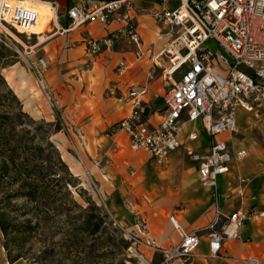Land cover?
<instances>
[{"label": "crops", "instance_id": "crops-1", "mask_svg": "<svg viewBox=\"0 0 264 264\" xmlns=\"http://www.w3.org/2000/svg\"><path fill=\"white\" fill-rule=\"evenodd\" d=\"M84 1L34 0L33 5L37 10L39 3L45 4L46 10L53 14L49 24L55 35L39 50L47 63L45 79L47 82L48 77L56 78L60 83V92L54 93L59 107L63 115L79 127L84 144L90 145L94 152L95 156H91L93 170L101 178L100 194L107 210L116 220L120 215L126 224L135 225L140 217L156 223L163 234L155 237L162 245L180 242L170 221L171 216H175L186 229L199 230L200 242L194 256L183 264H245L242 259L251 257L264 260V107L253 111L239 108V133L218 137L226 141L234 153L244 150L246 156L233 159L228 172L220 176L216 185L201 182L198 164L188 156L189 150L206 152L210 147L211 137L201 122L188 123L183 128L181 146L165 161L153 160L143 152L132 151L125 132L113 136L107 133L133 113V106H120L117 98L120 91L148 83L150 61L138 59L136 45L119 36L118 23L104 27L94 21L61 32L70 24L69 9ZM133 1L143 49L147 50L155 43L158 30L152 12L156 8L161 9L163 4L159 0ZM166 5L174 8L177 2L167 0ZM105 36L113 38L112 50L103 48L96 55L89 54L87 41ZM123 59L130 63L131 70L120 78L116 70ZM15 71L20 73L17 91L26 96L29 76L22 68L13 67L9 78ZM170 88L163 70L157 68L154 79L149 82V104L144 106V120L159 123L163 111L162 95ZM158 102L161 104L155 109ZM32 112L38 114L34 110ZM192 132H197V139L189 137ZM59 144V150L65 151L63 143L59 141ZM217 210L221 223L238 210L256 211L262 215L245 222L239 229V237L226 241L221 256L213 258L208 232L204 228L214 222ZM129 213L133 214L134 222L130 220ZM0 264H28L24 259L9 262L1 229Z\"/></svg>", "mask_w": 264, "mask_h": 264}, {"label": "built area", "instance_id": "built-area-1", "mask_svg": "<svg viewBox=\"0 0 264 264\" xmlns=\"http://www.w3.org/2000/svg\"><path fill=\"white\" fill-rule=\"evenodd\" d=\"M24 0H0V26L28 31L39 19L38 13L24 5ZM164 1L154 9L158 24L155 43L143 49L138 28L137 8L133 0H85L68 11L70 24L61 32L74 30L94 21L104 27L118 23L119 36L136 45L138 59L149 54L148 83L120 91L117 103L131 105L133 113L108 130L113 136L125 132L130 148L143 152L153 160H167L182 144L181 134L188 123L201 122L211 137L206 152L189 150L188 156L198 164L201 182L216 185L226 174L233 159H243L246 151L234 153L220 135L238 134L237 110L253 111L264 107V0H176L169 8ZM19 32V31H18ZM55 32L36 35L44 43ZM27 38L32 36L26 32ZM43 39V40H42ZM113 38H90L87 52L96 55L103 48L112 50ZM164 64H167L164 65ZM162 69L171 88L162 95L163 111L158 124L143 119L149 104V82L156 69ZM47 63L40 58L30 70L52 108L59 101L45 80ZM131 70L126 59L119 62L116 73L121 78ZM179 74L177 80L174 77ZM197 139V132L189 136ZM242 192L240 191L239 194ZM256 211L238 210L221 223L216 219L208 227L210 255L221 256L226 241L239 237L240 227L260 216ZM180 242L162 250L170 264H183L194 256L200 242L199 230L183 227L175 216L170 217ZM245 264H264L256 257L242 259Z\"/></svg>", "mask_w": 264, "mask_h": 264}, {"label": "rangeland", "instance_id": "rangeland-1", "mask_svg": "<svg viewBox=\"0 0 264 264\" xmlns=\"http://www.w3.org/2000/svg\"><path fill=\"white\" fill-rule=\"evenodd\" d=\"M159 1L164 4L165 0ZM23 2L32 8L28 0ZM46 9L47 6H38L37 13H43L41 16L38 14L31 39L27 38L26 33L6 25L0 26V213L12 238L19 245L14 247L22 252L28 264H170L162 250L173 245H162L155 237L163 234L156 223L140 217L135 225L126 224L120 215L116 217L118 221L107 210L100 194L101 178L93 170L91 156L95 155L91 146L84 144L79 127L63 115L60 107L52 108L31 73L30 66L36 65L41 58L39 50L45 43L39 42L38 34L34 33L41 30L45 34L53 32L50 26L53 14ZM144 59L149 60L148 53ZM5 63L8 65L2 67ZM13 67L22 68L29 76L26 96L17 91L19 71L12 72L9 78ZM178 78L179 74L174 77L175 80ZM46 83L53 93L60 92V83L56 78L48 77ZM7 86L21 102V109ZM27 102H30L29 106ZM160 104L158 102L154 108L158 109ZM32 110L38 114L35 115ZM47 132L50 142L68 166V172L72 175L68 179L78 186L69 185L66 189L58 179L65 175L53 168V171L49 170L52 181L49 189L37 201H33L24 197L23 181L9 164V157L13 154L12 147H17L20 160L38 159L41 149L47 156L50 154L46 147ZM59 141L63 143L65 151L59 150ZM38 160L33 161L31 166L39 165L36 177L44 179L48 166L44 164L40 168L41 162ZM5 162H8L7 170ZM72 201L77 202L83 210L90 204L98 208L91 211L102 220L97 235L89 238L83 235L79 226L84 216ZM129 218L134 222L132 213H129ZM25 229L30 231L25 233ZM69 249L74 250L69 253Z\"/></svg>", "mask_w": 264, "mask_h": 264}, {"label": "trees", "instance_id": "trees-1", "mask_svg": "<svg viewBox=\"0 0 264 264\" xmlns=\"http://www.w3.org/2000/svg\"><path fill=\"white\" fill-rule=\"evenodd\" d=\"M6 65L8 64L5 63L2 67H5ZM7 88L9 92L11 93V95L13 96L14 102H16L18 108L21 109L22 105H21V102L18 100L17 96L13 93V91L8 86ZM16 123L20 125L24 124V122H16ZM47 134L48 135H46V138H45L47 140L46 147L48 149V152H50V154H47V156H45V151L41 149L40 157H38V159L41 162L40 168L43 167L42 165L44 164L47 165L49 168V169L48 168L46 169L45 174H44V179L46 180L36 177L35 172L39 171L37 170L39 168V167L37 168V166L39 165H35L33 167L31 166L33 161L38 160L37 158H33V159L23 158V160H20V156L17 153L18 151L17 147L11 148V151L13 154L9 157V164H12L18 176L23 181L21 184V187L25 189L24 197L29 198L30 200H33V201H37L39 196L41 197L43 193L46 192L47 189H49L50 185L52 184V181L49 178L51 174L49 170L53 171V168H56L58 172L60 171L61 173L65 175L63 177H59L58 179H59V183L63 184V186L66 189H68L69 185H73L74 187L78 186V185H75L74 182L70 181V179H68V176H71L72 178V175L69 174L68 172V166L62 159V156L60 152L58 151V149L54 146L52 142H50L49 132H47ZM4 164H5V169L7 170L6 167L8 166V162H5ZM72 203L76 207L80 208L84 216V220L81 222V225L79 226V229L82 231L83 235H86L88 238L97 235L100 232L102 220L101 218H98L99 216L92 214L91 211L98 210V208L90 204L87 209L83 210V208L77 202L72 201ZM41 219L43 218H40L39 220ZM38 225H37V228L39 227ZM0 229L3 234V240H4L3 246L7 253V258L9 262L14 263L21 259L27 260L26 258L23 257L21 251H19L18 249H15V247H18L19 245L16 243V240L12 238L9 232V229L7 227V224H5L4 221L2 220L1 213H0ZM27 231H30V230H26V229L24 230L25 233ZM81 249L82 248H80L79 250L81 251ZM73 250L74 249H69V253L70 251H73Z\"/></svg>", "mask_w": 264, "mask_h": 264}, {"label": "bare ground", "instance_id": "bare-ground-1", "mask_svg": "<svg viewBox=\"0 0 264 264\" xmlns=\"http://www.w3.org/2000/svg\"><path fill=\"white\" fill-rule=\"evenodd\" d=\"M29 1V3L30 4H32V8L31 7H28V8H30V9H32V10H34V11H36V8L34 7V0H28ZM44 6H45V4H43ZM42 5V3H39V6H43ZM31 6V5H30ZM27 7V6H26ZM37 12V11H36ZM41 13H43V12H41V11H39V16H41ZM37 25V24H36ZM36 25L33 27V28H31V29H29L28 31H25V29H23V28H20V27H17V29H18V31L20 32V33H26V32H28V34H32L33 32H34V30L36 29ZM43 33V32H42ZM41 34V33H40ZM43 40V39H42ZM145 262V261H144ZM146 263V262H145Z\"/></svg>", "mask_w": 264, "mask_h": 264}]
</instances>
